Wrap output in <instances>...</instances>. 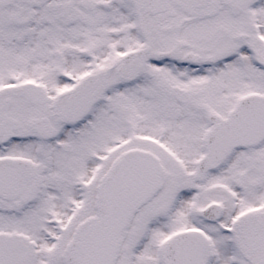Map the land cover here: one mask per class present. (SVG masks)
I'll return each mask as SVG.
<instances>
[{
	"label": "snow or ice",
	"instance_id": "snow-or-ice-1",
	"mask_svg": "<svg viewBox=\"0 0 264 264\" xmlns=\"http://www.w3.org/2000/svg\"><path fill=\"white\" fill-rule=\"evenodd\" d=\"M0 264H264V0H0Z\"/></svg>",
	"mask_w": 264,
	"mask_h": 264
}]
</instances>
